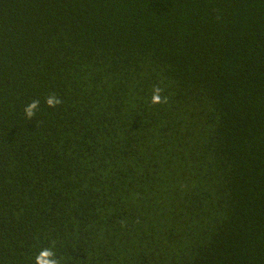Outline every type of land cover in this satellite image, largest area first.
<instances>
[{
  "label": "trees",
  "instance_id": "1",
  "mask_svg": "<svg viewBox=\"0 0 264 264\" xmlns=\"http://www.w3.org/2000/svg\"><path fill=\"white\" fill-rule=\"evenodd\" d=\"M42 249L264 264V0H0V264Z\"/></svg>",
  "mask_w": 264,
  "mask_h": 264
},
{
  "label": "clouds",
  "instance_id": "2",
  "mask_svg": "<svg viewBox=\"0 0 264 264\" xmlns=\"http://www.w3.org/2000/svg\"><path fill=\"white\" fill-rule=\"evenodd\" d=\"M162 89L159 86L153 88L151 102L153 104L167 103V97L161 95ZM46 103L49 107H55L62 103V100L56 96L47 97ZM39 107V100H32L25 107V114L31 120L35 116V112ZM37 264H59V260L55 258V253L51 249H42L36 257Z\"/></svg>",
  "mask_w": 264,
  "mask_h": 264
}]
</instances>
